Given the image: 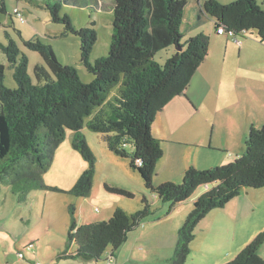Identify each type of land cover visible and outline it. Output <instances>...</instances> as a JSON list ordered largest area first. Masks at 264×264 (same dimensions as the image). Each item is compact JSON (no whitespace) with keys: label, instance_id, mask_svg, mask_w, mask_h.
<instances>
[{"label":"trees","instance_id":"obj_1","mask_svg":"<svg viewBox=\"0 0 264 264\" xmlns=\"http://www.w3.org/2000/svg\"><path fill=\"white\" fill-rule=\"evenodd\" d=\"M187 2L113 0L108 52L93 61L90 53L97 39L95 20L90 26L76 27L68 14L60 13V1L47 3L52 21L64 25L62 34L78 36L80 62L93 75L89 82L81 80L75 66L60 62L52 46L39 38L23 40L45 63V66L35 64L37 82H33L27 71V56L20 55L16 41L6 34L7 43L0 42L17 84L15 88L4 84V66L0 64V159H8L0 165V180L9 179L11 191L20 201L30 189L44 187L42 174L49 168L54 150L69 128L75 131L73 147L89 162L69 192L88 197L96 159L81 128L84 117L99 107L86 126L99 133L101 142L113 153L129 158V165L139 172L145 186L160 200L170 202L172 207L189 198L199 185L206 187L193 201L178 230L171 264L185 262L195 226L208 212L223 207L245 187H264V124L250 126L243 153L230 162L207 168L190 165L179 183L153 182L155 164L162 157L163 149L160 139L152 135L151 125L156 114L184 92L208 51L209 35L204 32L181 42L180 27ZM5 11V2L0 0V12ZM199 12L200 17L204 12L213 18L216 34L230 37L234 43L235 39L241 43L239 35L251 31L264 42V8L258 0L228 3L205 0L199 4ZM219 27H223V34L218 33ZM172 45L174 53L163 64L158 63L155 53ZM117 82L119 96L106 110L103 107L106 94ZM129 145L131 152L127 151ZM106 187L112 192L131 195L121 187ZM142 201V208L135 212L128 213L117 206L106 220L87 223L77 222L74 206L69 205L67 236L76 250L64 255L90 260L100 258L106 251L105 264L109 256L113 258L111 264H116L114 250H118L126 241L127 233L150 213L146 197ZM263 243L264 229L223 264H264L258 253Z\"/></svg>","mask_w":264,"mask_h":264},{"label":"rangeland","instance_id":"obj_2","mask_svg":"<svg viewBox=\"0 0 264 264\" xmlns=\"http://www.w3.org/2000/svg\"><path fill=\"white\" fill-rule=\"evenodd\" d=\"M55 1H60V13L68 14L76 27L90 26L91 21L95 20L93 27L97 32V39L90 53V60L106 55L112 33L113 0H104L103 7L97 0H4L6 11L0 12V42L7 43L6 34L16 41L20 55L27 56V71L33 82H37L33 71L35 64L45 66V63L37 51L23 44V40L35 38L50 44L60 62L75 66L81 80L89 82L93 75L80 62L78 36L73 33L63 35L64 25L51 19L46 4ZM204 1L188 0L184 7L180 27L181 42H185L187 38L198 32L208 34L209 29L215 32L213 18L208 14L203 12L201 21L199 23L197 21V13L200 14L199 4L201 5ZM218 1L228 3L233 0ZM258 2L264 8V0H258ZM14 7L21 11L24 20H19L13 13ZM174 51L175 47L169 46L156 52L154 59L163 64ZM223 58L224 52L217 51V54L212 59L210 57L204 64L210 67L214 65L215 70L217 68L212 81L215 85L231 92L238 91L244 100L246 95L253 93L259 84L264 83L255 76H250L251 64L256 65V63L243 61V77L237 79L234 68L235 57L229 56L225 63ZM0 64L4 66V84L9 88H15L17 84L13 78V69L1 49ZM222 66L232 67V70L230 73L225 72V75L219 74L218 69ZM228 74L229 76H226ZM226 81H230L228 86L224 85ZM119 89L118 82L109 88L103 105L106 110H109L110 103H114L115 98L119 96ZM235 98L237 99L233 93L225 103L224 110L219 112L220 115L218 114L221 118L228 116L229 122L216 120L215 131L223 130L227 126L231 129L235 125L236 128L231 130L230 134L236 139L239 134L237 129L241 128L242 120L247 117L248 111L246 106L242 107L239 103L230 104L229 101L232 102ZM98 108L95 107L92 113L84 117L81 128L96 159L93 186L87 198L74 196L69 192L79 175L89 165V162L73 147L75 131L69 128L65 129L62 140L56 146L49 168L42 174L44 187L30 189L25 199L20 201L11 191L9 179L0 180V264H35L37 262L40 264H105L106 251L100 258L90 260L64 255L73 254L76 250L75 244L70 242L67 236L70 225L69 205L74 206L75 218L80 223V212L96 220H106L114 206L121 207L128 213L135 212L142 208L143 197H146L150 204V213L137 227L127 233L126 241L118 248L123 251L120 259H129L126 264H171L178 230L193 206L189 200L191 196L170 211V202L160 200L145 186L139 172L129 165V158L113 153L101 142L100 134L86 126L87 121ZM161 117L163 116L159 114L156 124L159 125L160 121H163ZM237 117L241 118L236 119ZM152 125V135L162 141L167 140L165 136L154 135ZM196 130L199 131L194 132L196 136H204L200 134L203 131L208 140L209 124L196 127ZM187 134L184 139L189 141V137L191 138L189 145H180L174 140L177 137L162 143L164 149L168 144L173 148L163 150L164 155L156 162L153 174L154 184L162 183L169 178H171L170 181L179 183L182 179L181 170L188 165L207 168L228 163L236 156L229 155V151L222 148L218 150L200 148L193 143L199 138ZM184 142L187 143V141ZM240 146L239 155L244 151L243 137ZM235 147L238 148L237 145ZM182 149L186 154L182 152ZM127 151H132L131 145L127 147ZM7 162V157L0 159V165ZM213 162L215 163L210 164ZM178 169H181L179 173ZM106 186L124 188L131 195L112 192ZM203 187L204 185H199L197 189L203 190ZM188 202L190 204L187 210ZM215 209L206 214V218L204 217L195 226L194 238L189 244L190 251L183 264H223L231 260L257 232L263 230L264 187H245L230 203L225 204L223 208ZM29 244L33 245V251L26 249ZM19 252H22V257L19 256ZM258 253L264 259V243Z\"/></svg>","mask_w":264,"mask_h":264},{"label":"crops","instance_id":"obj_3","mask_svg":"<svg viewBox=\"0 0 264 264\" xmlns=\"http://www.w3.org/2000/svg\"><path fill=\"white\" fill-rule=\"evenodd\" d=\"M97 1L100 2L101 7L104 6L103 5L104 0H97ZM197 16H198L197 21L199 23L202 17H200L198 13ZM208 31H209L208 32L209 44H208V51L204 60L200 64L198 70L192 76L191 81L184 90V92L172 98L168 102V104H166V106H164V108H162V110H160L156 114L154 122L152 123L153 124L152 132L154 135L156 134L159 137H163V136L166 137L167 140L162 141L160 139L162 149L164 151L165 149L169 150L173 148L170 144H168L164 149L162 144L164 142H168L169 139H171L172 137H177L174 140L178 142L180 145L183 144L189 145V143H191L189 142L191 138L189 137V141L184 139L186 134L189 133L190 135L199 138L193 143H196V145L200 148H205V149L208 148L212 150H218V148H222L226 151H229V155L238 156L239 152L241 151L240 149L241 138L243 137V139H245L250 126L252 124L253 125L264 124V83L259 84L256 90L253 93L246 95V98H244L243 100L242 96L238 91L235 90L234 92H231L229 90H224L222 87H219L214 83H212V81H214L215 78L214 74L216 73L217 68L215 70L214 65L210 67V65L205 66L204 64L210 57L212 59V57L215 54H217V51H223L224 52L223 63L227 61L229 56L233 55L235 57L234 68L237 79L238 78L241 79L243 77V61H246L249 63H256V65L251 64L250 69L252 70V72L250 73V76L251 77L255 76L258 80H261L260 82H262L264 81V42L258 39L255 31H251L246 34L239 35V38L241 39V43L239 45L234 43V41L230 37L216 34V32H212V30L210 29ZM205 32H207V30H205ZM231 70L232 67L224 68L222 66L219 67L218 72L219 74H224L225 72L230 73ZM226 76H229V74ZM221 84L223 85V81ZM228 84H230V81L224 82L225 86H228ZM233 93L235 94L237 99L235 98V100H233L232 102L229 101L230 104L239 103L242 105V107L246 106L248 111L247 117L243 118L242 120L241 128L239 126L240 129H237L239 130V134L236 139L232 134H230V131L236 128L235 125L231 129L228 128L227 126V128L223 130L215 131V127L217 123L216 120L220 119L225 123L229 122L228 116L221 118L219 117L220 115L219 112L221 110H224L225 103H227V100H229V98L233 95ZM159 114L163 116L161 117V120L163 121L162 122L160 121L158 125L155 123V121L159 117ZM239 118L241 117H237L236 119ZM232 120L234 119L232 118ZM206 124L210 125L208 140H206L207 136H205V133L203 131L200 132V134H203L204 136H196V133H194V132H199L198 130H196V127H200V126L203 127L206 126ZM184 141H187V143H185ZM235 145H237L238 148L235 147ZM182 152L186 154L184 149H182ZM163 155L164 153L162 154V156ZM214 163L215 162L210 164H214ZM185 168L182 170L178 169V173L181 170V176ZM170 179L171 178H169L167 181H170ZM205 190H206L205 186L203 187V190L196 189L194 193L191 195V199H189L191 203H193V201ZM230 201H228L226 204L230 203ZM182 202H179L174 206L170 207V211L175 206H179L180 204H182ZM189 204H190L189 202L186 203V208L188 207L187 210L189 209ZM78 205L80 204L78 203ZM115 207L117 206H114L111 209L110 215ZM212 210H216V209H212ZM212 210L210 212H213ZM210 212H208L207 215ZM79 217L81 221L80 223H87L96 220L91 216H86L85 214H82L81 212ZM114 255H115L114 260L116 264H126L129 261V259H125V258L124 260L120 259L121 256L123 255V251H120L119 249L114 253Z\"/></svg>","mask_w":264,"mask_h":264},{"label":"built area","instance_id":"obj_4","mask_svg":"<svg viewBox=\"0 0 264 264\" xmlns=\"http://www.w3.org/2000/svg\"><path fill=\"white\" fill-rule=\"evenodd\" d=\"M13 11H14L15 15L18 17L19 20H21V21L24 20L23 17H22V14H21V12H20V10H19L17 7H14ZM217 31H218V33H220V34H223V33H224V29H223V27H219ZM235 42H236L237 44H239V43H240V40L235 39ZM32 247H33V245H32V244H29V245H27L26 249H27V250H30ZM19 256H20V257L23 256L22 252H19ZM106 261H107V262H106L107 264H111L112 261H113V258L109 256V257H107ZM36 264H39V263L37 262Z\"/></svg>","mask_w":264,"mask_h":264}]
</instances>
